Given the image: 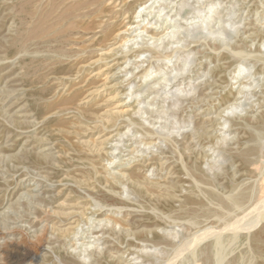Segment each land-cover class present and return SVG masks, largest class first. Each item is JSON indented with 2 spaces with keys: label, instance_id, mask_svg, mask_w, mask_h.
Wrapping results in <instances>:
<instances>
[{
  "label": "rangeland",
  "instance_id": "374dc122",
  "mask_svg": "<svg viewBox=\"0 0 264 264\" xmlns=\"http://www.w3.org/2000/svg\"><path fill=\"white\" fill-rule=\"evenodd\" d=\"M146 1L0 0L16 264H264V0H190L152 52L121 45ZM92 231L108 242L88 256Z\"/></svg>",
  "mask_w": 264,
  "mask_h": 264
},
{
  "label": "bare ground",
  "instance_id": "6f19581e",
  "mask_svg": "<svg viewBox=\"0 0 264 264\" xmlns=\"http://www.w3.org/2000/svg\"><path fill=\"white\" fill-rule=\"evenodd\" d=\"M189 1L190 0H147L144 4H142V6H140V9L139 10H137L138 12H137V15H136V18L138 17L139 18V20H137L138 22H140V21H145V20H148L149 19V16H156V18H155V20H154V22H147V21H145L146 23H145V25H144V27H143V29L142 30H140V31H138L136 34H135V36L133 37V38H127L126 40H124V42H123V44H121L122 46H128L129 45V43H131L132 45H131V47H132V49H134V46L135 45H139V44H141V45H144V48H146V50L147 51H149V52H152V48L153 47H151L150 46V42H149V40L151 41V43H152V45H154L155 43H157L158 41H163L165 38H166V36H172V35H174L176 32H178L179 31V28H181V26L180 25H178L177 23L179 22V20L181 19L180 17H177V16H180L181 14H182V10L188 5V3H189ZM140 4V3H139ZM123 6V5H122ZM139 8V7H138ZM120 9H121V7H120ZM174 13V14H173ZM136 21V20H135ZM198 20H195V21H192V23H196ZM131 23V22H130ZM142 24V23H141ZM131 26V25H130ZM137 26V25H136ZM139 26H140V24H139ZM138 27V26H137ZM128 28H130V27H128ZM170 28H173V29H171V30H169ZM166 30H168V31H166ZM121 31V30H120ZM123 31V30H122ZM121 31V32H122ZM123 32H126V30L125 31H123ZM191 32V31H190ZM132 33V32H131ZM149 33H151V35H149ZM119 34V33H118ZM119 35H123L122 33L121 34H119ZM125 35V34H124ZM123 35V36H124ZM156 35H159L158 37L156 36ZM126 37V36H125ZM118 41V40H117ZM116 41V42H117ZM114 47V46H113ZM140 47V46H139ZM136 48V47H135ZM138 48V47H137ZM136 50V49H135ZM140 50V49H139ZM128 52V51H127ZM126 52V53H127ZM130 52H131V50H130ZM153 52H155V51H153ZM123 53V52H122ZM141 53H143V52H141ZM124 55V54H123ZM142 55V54H141ZM118 56V55H117ZM119 56H121V55H119ZM129 58H130V56H129ZM131 60H132V58H131ZM137 67V66H136ZM104 71V70H103ZM102 74H104V73H102ZM106 78V77H105ZM105 78L103 79V80H105ZM110 78V77H109ZM112 78V77H111ZM108 80V79H107ZM90 84V83H89ZM88 83H87V85H89ZM106 85V84H105ZM89 87V86H88ZM97 89V88H96ZM92 90V89H91ZM90 91V90H89ZM86 92V91H85ZM84 93V92H83ZM90 95V94H89ZM83 96H84V94H83ZM88 97V96H87ZM86 97V98H87ZM128 104V103H127ZM232 105V104H231ZM119 106H120V104H119ZM229 107H230V105H229ZM236 108V106L235 105H232L231 106V108ZM115 109V108H114ZM119 109V108H118ZM117 109V110H118ZM121 109H123V108H121ZM130 109V108H129ZM227 109V108H226ZM124 110V109H123ZM115 111H116V109H115ZM112 112V111H111ZM125 112V111H124ZM110 113V112H109ZM130 113H131V111H130ZM116 115V114H115ZM126 115H127V113H126ZM124 116V115H123ZM115 117V116H114ZM131 117H133V116H131ZM111 118H113V117H111ZM113 119H116V118H113ZM122 119H125L124 117L122 118ZM135 120V119H134ZM11 121V120H10ZM110 122V121H109ZM136 122V121H135ZM129 123V122H128ZM132 123H133V121H132ZM112 128V127H111ZM119 128V127H118ZM118 131V130H117ZM123 132V131H122ZM148 132V131H147ZM118 135V134H117ZM120 135V134H119ZM116 136V135H115ZM110 137V136H109ZM109 137H107V138H109ZM114 137V136H113ZM166 138V137H165ZM110 139V138H109ZM109 139H107L108 141H109ZM167 139H169V138H167ZM107 140L105 141V142H107ZM118 140V139H117ZM171 140V139H170ZM167 141H169V140H167ZM169 142H171V141H169ZM151 143V142H150ZM117 144V143H116ZM116 148H117V146H115ZM45 149V148H44ZM43 149V150H44ZM116 150V149H115ZM109 152V151H108ZM114 152V151H113ZM41 154H42V152H41ZM44 154H45V152H44ZM39 155H40V153H39ZM39 155H37L36 157H38ZM43 155V154H42ZM242 155H244L245 156V153L243 154L242 153ZM41 156V155H40ZM39 156V157H40ZM46 156V155H45ZM114 156V155H113ZM42 157V156H41ZM108 159V158H107ZM110 159V158H109ZM110 162V164L112 165H114L115 164V161H113V160H111V161H109ZM197 170V169H196ZM123 175V174H122ZM264 210V209H263ZM263 215H264V213H261L258 217H257V222H253V224L254 223H257V226H258V224H259V222L262 220V218H263ZM256 221V220H255ZM94 222H96V221H94ZM113 225V224H112ZM252 225V224H251ZM250 225V226H251ZM73 226V225H72ZM253 226V225H252ZM255 226V225H254ZM74 227V226H73ZM76 227V226H75ZM92 227V226H91ZM250 228V227H249ZM248 228V229H249ZM252 228V227H251ZM115 229V228H114ZM90 230V229H89ZM104 230H105V228H104ZM111 230H113V229H111ZM79 231V230H78ZM102 231V230H101ZM109 231V230H108ZM89 232V231H88ZM106 232H107V230H106ZM111 232V231H110ZM114 232V231H113ZM91 233H95L94 234V236H92V238L94 237V241L93 242H95V245H93L92 244V242L91 241H86V242H82L81 244L83 245V252L86 254V255H94V253H93V249H95V250H97V252L99 253V251L100 250H104V248H105V246L104 245H102V244H104V243H106V242H108L107 240H105V236L103 235V233H101L100 235L98 234V232H95V231H92ZM108 233V232H107ZM123 233V232H122ZM81 234V233H80ZM84 234V233H83ZM85 234H86V232H85ZM106 235V234H105ZM84 236V235H83ZM88 236H90V235H88ZM77 237V236H76ZM108 237V236H107ZM43 238V237H42ZM84 238H85V236H84ZM129 238V237H128ZM77 239H79V238H77ZM116 239H117V237H116ZM91 240V239H90ZM99 240H103V243H98L99 242ZM109 240V239H108ZM113 240V239H112ZM27 242V241H26ZM43 242V241H42ZM42 242L40 241V240H37L35 243H33V248H38V247H42ZM101 242V241H100ZM136 242V241H135ZM116 243V242H115ZM112 244V243H111ZM114 244V243H113ZM8 245V244H7ZM107 245V244H106ZM44 247V246H43ZM114 247V246H113ZM32 248V247H31ZM117 248V247H116ZM19 249H22V250H25V246H23L22 248L20 247V246H13V247H10V248H5V246L4 247H2L1 249H0V256H1V259H2V261H4L3 263L4 264H8V263H10V264H16V263H18L19 261H21V260H27V259H30V257H29V255L28 254H25L24 252H23V254L22 253H20L19 252ZM27 249V248H26ZM107 249V248H106ZM114 249V248H113ZM28 251H29V248H28ZM118 251V250H117ZM126 251V250H125ZM125 251H122V257H125L126 256V254H125ZM214 251H215V249H214ZM96 251H95V253H97ZM124 252V253H123ZM216 252V251H215ZM30 253V252H29ZM97 253V255H100V254H98ZM107 253V252H106ZM105 254V253H104ZM88 255V256H89ZM107 255V254H106ZM110 255V254H109ZM113 255V254H112ZM111 256V255H110ZM117 256V255H116ZM92 257V256H91ZM95 257V256H94ZM99 257V256H98ZM102 257V256H101ZM118 257V256H117ZM116 257V258H117ZM120 257V256H119ZM118 257V258H119ZM108 258V257H107ZM0 259V260H1ZM99 259V258H98ZM114 259H115V257H114ZM132 258H129V259H127L128 261L129 260H131ZM110 260H113V259H110ZM124 260H126V259H124ZM2 261H0V264L2 263ZM99 261V260H98ZM119 261V260H118ZM216 261H217V259H216ZM89 262V261H88ZM87 262V263H88ZM100 262V261H99ZM123 262V261H122ZM222 262H223V258L221 257L220 259H218V262H217V264H222ZM95 263H97L96 261H95ZM134 263V262H133ZM86 264V263H85ZM91 264V263H90ZM99 264V263H98ZM100 264H101V262H100Z\"/></svg>",
  "mask_w": 264,
  "mask_h": 264
}]
</instances>
